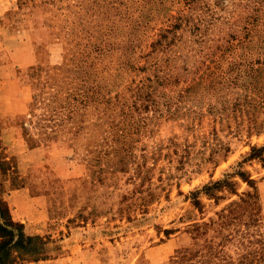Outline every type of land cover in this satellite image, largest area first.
Returning <instances> with one entry per match:
<instances>
[{
	"label": "rangeland",
	"instance_id": "1",
	"mask_svg": "<svg viewBox=\"0 0 264 264\" xmlns=\"http://www.w3.org/2000/svg\"><path fill=\"white\" fill-rule=\"evenodd\" d=\"M206 1L205 33L183 21L173 42L153 46L176 16L201 9L0 0V195L42 247L15 264H169L192 244L193 221L238 196L199 193L198 208L190 191L231 174L238 192L252 189L240 168L256 181L264 225V166L248 158L264 145V0ZM89 70L118 102H88L80 130L52 134L54 105Z\"/></svg>",
	"mask_w": 264,
	"mask_h": 264
},
{
	"label": "trees",
	"instance_id": "2",
	"mask_svg": "<svg viewBox=\"0 0 264 264\" xmlns=\"http://www.w3.org/2000/svg\"><path fill=\"white\" fill-rule=\"evenodd\" d=\"M187 9L195 3V9L201 11L196 13L195 18L190 14L176 16V21L170 24V27L163 28L157 38L152 41V45H162L173 42L174 33L169 39L170 32L178 28L182 22L184 27L193 20V31L199 35L210 25L211 17H208L206 10H210L209 3L206 0H183ZM217 3L223 0H215ZM224 3L220 5L222 7ZM212 16V12H209ZM208 13V15H209ZM187 28V27H186ZM189 28V27H188ZM202 29V30H201ZM129 63V60L126 62ZM93 61H88L90 68ZM171 75V74H169ZM83 82L79 88L67 91L65 98L67 102L57 101L53 112L50 113L52 134L56 133V128L67 125L69 129L76 126L74 131L80 130L83 125L78 123L76 114H80L78 109L85 107L88 102H104L106 105H113L118 102L117 94H114L112 101L109 91L105 90L100 84L103 75H98L95 71L76 75ZM164 76H162L163 78ZM108 93V94H107ZM149 95V94H147ZM80 104V105H79ZM53 115V117H52ZM59 129V128H58ZM259 158L264 166V145L260 147L252 146L248 158ZM121 167H125L127 159L122 155L119 159ZM5 161L0 157V169L3 168ZM242 181L246 182L252 189H246L238 192L236 181L230 179L231 175L217 178L203 184L201 188L190 191L192 203L200 208L199 193H204L208 197L215 199V202L221 197L219 192L226 190L229 193L237 194L236 198L229 200L226 204L215 211V214L206 219L193 221L190 224L189 231L193 242L191 245L181 247L169 258V264H264V225L261 223V206L259 194L256 187V181L241 168L235 172ZM22 224L15 222L7 211L6 202L0 195V264H15L14 260L18 258H41V239L38 235H26L19 233ZM166 235L170 234L171 229L165 228Z\"/></svg>",
	"mask_w": 264,
	"mask_h": 264
}]
</instances>
